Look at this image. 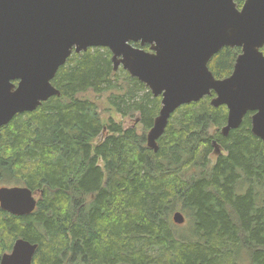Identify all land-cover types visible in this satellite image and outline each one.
Returning a JSON list of instances; mask_svg holds the SVG:
<instances>
[{"label": "trees", "instance_id": "1", "mask_svg": "<svg viewBox=\"0 0 264 264\" xmlns=\"http://www.w3.org/2000/svg\"><path fill=\"white\" fill-rule=\"evenodd\" d=\"M239 52L214 54L213 77L229 76ZM110 57L72 53L51 82L60 95L0 128V187L38 198L30 215L0 210V258L24 239L37 245L32 264H237L242 253L264 264V142L252 115L223 137L225 107L210 97L183 105L154 153L145 138L160 98ZM175 211L189 218L187 240Z\"/></svg>", "mask_w": 264, "mask_h": 264}, {"label": "water", "instance_id": "2", "mask_svg": "<svg viewBox=\"0 0 264 264\" xmlns=\"http://www.w3.org/2000/svg\"><path fill=\"white\" fill-rule=\"evenodd\" d=\"M101 47L113 71L160 98L145 138L154 153L171 115L205 97L227 111L223 137L250 113L251 134L264 142V0L240 9L234 0H0V128L60 95L51 82L72 53ZM225 47L240 52L232 73L216 79L207 64ZM37 201L25 186L0 187V210L12 216L34 213ZM36 246L18 239L0 264H32Z\"/></svg>", "mask_w": 264, "mask_h": 264}, {"label": "rangeland", "instance_id": "3", "mask_svg": "<svg viewBox=\"0 0 264 264\" xmlns=\"http://www.w3.org/2000/svg\"><path fill=\"white\" fill-rule=\"evenodd\" d=\"M114 120L116 122L121 123L124 128H128L133 123V120L123 119L118 115L116 116V118ZM101 139H102V137L99 136L98 141ZM211 159H212L211 160L212 163H214V157H212ZM171 214H170V216H171ZM183 216L185 217V221H184L183 225H176L174 223H172V224L174 226V230L176 231V237L177 238H183L184 240H187L186 238H189V236H190V234L188 233V229H187L189 218L184 213H183ZM183 239H181V240H183ZM237 264H249L248 256L245 255L244 253L240 254L238 257V260H237Z\"/></svg>", "mask_w": 264, "mask_h": 264}]
</instances>
